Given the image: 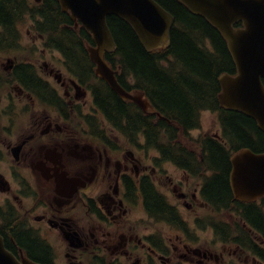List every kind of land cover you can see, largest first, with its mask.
Wrapping results in <instances>:
<instances>
[{"label":"flooded vegetation","instance_id":"obj_1","mask_svg":"<svg viewBox=\"0 0 264 264\" xmlns=\"http://www.w3.org/2000/svg\"><path fill=\"white\" fill-rule=\"evenodd\" d=\"M39 38L43 40L41 35ZM19 40L15 49L1 53L14 52ZM42 42L46 60L26 63L13 59L3 65L14 83L10 94L0 99V236L7 249L18 260L26 257L38 264H171L179 247L170 246L158 229L165 224L181 232L177 237L183 238L180 247L186 263L218 262L217 254L204 250L194 240L201 232L213 233L212 243L224 235V220L219 219L223 211L210 206L204 197V189L215 175L207 168L206 144L208 140L224 142L223 132L217 137L172 136L169 140L173 143L168 147L154 145L144 132L126 136L112 128L96 103L99 92L95 86L109 85L96 74L90 57L91 71L81 79L63 57H57L59 52ZM84 45L87 50V42ZM24 68L33 73L27 75L29 70ZM136 76L117 75L119 83L133 96L141 91L135 88ZM146 96L153 105L147 111L134 100L122 101L136 108L148 125L175 128ZM118 124L127 128V119ZM201 129L199 126L189 133ZM152 150L158 156H153ZM169 164L183 177L166 169ZM164 179L179 205L169 202L159 191L157 182ZM147 184L173 210L172 215L149 210L144 193ZM256 205L261 207L263 201ZM181 206L206 214L195 215L193 228L182 217ZM141 212L144 217L139 216ZM246 231L247 239L233 230L230 233L237 254L241 257L244 253L264 264L263 258L247 249V245L254 244L264 256V241L255 231ZM19 233L36 239L47 249L48 259L43 262L31 257L19 244Z\"/></svg>","mask_w":264,"mask_h":264},{"label":"trees","instance_id":"obj_2","mask_svg":"<svg viewBox=\"0 0 264 264\" xmlns=\"http://www.w3.org/2000/svg\"><path fill=\"white\" fill-rule=\"evenodd\" d=\"M155 1L175 17L171 46L165 51L148 52L130 24L117 16H111L108 23L117 50L108 53L106 59L118 72L137 75L134 78L135 88L144 91L156 108L176 127L171 129L167 124L160 128L148 125L147 119L138 110L127 106L117 93L104 85L97 86L96 93L99 92L100 96L98 93L96 103L115 127L120 128L118 123L123 118L127 119V128L120 129L129 136L144 132L153 140L154 145L166 147L173 143L169 140L170 137H186L190 130L198 128L202 111L218 113L224 128V142L208 140L206 144L207 168L215 175L209 179L204 189L205 200L219 211L238 215L243 223L255 229L264 239V202L259 207L237 201L229 183L232 169L230 158L233 153L245 148L264 153V133L251 118L238 112H227L220 106L219 78L224 73L236 72L227 42L207 20L191 13L179 1ZM25 17H31L37 22L47 45L61 52L70 69H75L80 78L85 79L81 75L90 73L91 64L84 44L92 43L91 36L84 30L76 32L69 14L63 12L58 0H42L34 6L30 0H0V53L16 48L20 34L18 24ZM24 69L29 70L26 74L33 73L30 68ZM19 78L24 81L20 75ZM31 79L29 76L28 80ZM140 121L143 122V128L141 123L139 125ZM163 137H167V143H164ZM150 145L153 146L151 143ZM166 147H162L163 150L171 152ZM144 193L150 211L159 215H172L173 210L165 205L162 197L154 192L150 184L145 186ZM237 227L238 235L247 239L245 228L241 225ZM223 228V240L228 242L229 224L224 222ZM17 240L34 259L43 262L48 259L47 249L28 233H19ZM247 247L264 259L263 254L256 251L254 244Z\"/></svg>","mask_w":264,"mask_h":264},{"label":"water","instance_id":"obj_3","mask_svg":"<svg viewBox=\"0 0 264 264\" xmlns=\"http://www.w3.org/2000/svg\"><path fill=\"white\" fill-rule=\"evenodd\" d=\"M191 13L207 20L227 42L237 73L220 76L219 103L230 112L241 113L257 123L264 133V0H177ZM63 12L92 35L88 48L96 74L123 100H134L150 108L142 93L129 94L118 82L106 54L117 50L108 18L117 16L135 31L148 51L166 50L172 43L175 17L155 0H58ZM243 27H235L236 24ZM234 197L254 203L264 197V153L243 149L231 159ZM0 264H37L25 257L19 261L0 236Z\"/></svg>","mask_w":264,"mask_h":264},{"label":"rangeland","instance_id":"obj_4","mask_svg":"<svg viewBox=\"0 0 264 264\" xmlns=\"http://www.w3.org/2000/svg\"><path fill=\"white\" fill-rule=\"evenodd\" d=\"M30 3L34 5L40 3L36 0H30ZM36 26H39L35 20H33L31 17H25L23 20L20 21L18 24L19 29V41L20 45L17 47V49L14 52H3L0 53V99L4 95L10 94V92L14 89V83L12 82L9 74L4 70L3 65L7 64L8 60H17L18 62H38L40 59L46 60V57H44L43 51L45 50V44L43 45L44 40H41L39 37L40 35L37 33ZM45 43V42H44ZM48 55L50 53L48 52ZM58 58H62V56L59 53H56ZM49 57V56H48ZM16 61V62H17ZM1 104V103H0ZM0 120H2L0 118ZM200 126L202 129L200 131L191 132L189 134V137L198 138L202 135L204 136H211V137H217L222 136L223 128L222 123L219 117V114L212 111H204L202 112L200 116ZM164 143H167L166 140H164ZM153 156H158L154 152V150L151 151ZM166 169H171L173 171L178 172L181 174V171L178 170L174 165L169 164ZM166 174L169 175L167 172ZM183 177V175L181 174ZM196 183L198 181H195ZM158 189L161 193L166 195L167 200L171 202L172 204H177L176 199L174 196L168 191V182L166 179L163 181L157 182ZM181 215L184 219H186L189 224L195 228L194 225V218L195 215L203 214L205 215L206 212L202 210H188L181 206L180 208ZM208 214H210V211H208ZM140 217H144L143 213H139ZM219 219H223L227 224L231 226V230L236 229V224H238V220L236 216H234L231 213L223 212ZM160 231L163 232L165 236L166 242L170 244V246H176L179 247L176 254L174 253L172 255L173 261L171 264H189L186 263L185 259L182 257L184 254V251L180 246L183 245V238L177 237L181 232L173 229L172 227L160 224L159 228ZM214 234L211 232H201L199 237H196L194 241L200 242L204 250H207L213 254H217L218 256V262H213L212 264H258L254 259L251 257H248V255L241 253V257L237 254L238 249L235 245L229 244L224 245L217 241V243H212L214 241ZM219 239V237H218ZM225 247V248H224ZM232 255V256H231ZM59 258H62V255H58ZM230 258H235L237 261H229ZM247 258V259H246Z\"/></svg>","mask_w":264,"mask_h":264}]
</instances>
